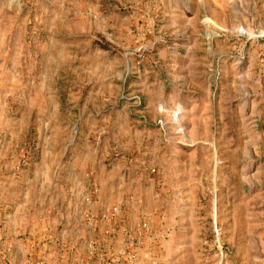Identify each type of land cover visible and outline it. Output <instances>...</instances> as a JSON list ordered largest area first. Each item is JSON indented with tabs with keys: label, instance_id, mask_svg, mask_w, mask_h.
Listing matches in <instances>:
<instances>
[{
	"label": "rangeland",
	"instance_id": "rangeland-1",
	"mask_svg": "<svg viewBox=\"0 0 264 264\" xmlns=\"http://www.w3.org/2000/svg\"><path fill=\"white\" fill-rule=\"evenodd\" d=\"M25 196L139 263L264 264V0H0V220Z\"/></svg>",
	"mask_w": 264,
	"mask_h": 264
},
{
	"label": "crops",
	"instance_id": "crops-1",
	"mask_svg": "<svg viewBox=\"0 0 264 264\" xmlns=\"http://www.w3.org/2000/svg\"><path fill=\"white\" fill-rule=\"evenodd\" d=\"M74 149L76 150V147ZM59 159L58 165H61L58 166L57 173L60 178L72 181L67 188L70 194L74 195L77 182L73 181L80 177L77 155L75 152L68 156L63 154ZM90 167L92 170V166ZM59 189L68 191L64 186ZM92 190L93 188L90 192ZM23 191L24 195L29 191L32 193V190L27 187L23 188ZM18 202H20V208L12 207L4 220H0V264H97L99 257L103 258L99 264H146L142 260L140 263L137 262L139 258L144 259L147 255L146 239L136 244L137 247L142 246L140 254L133 258L135 251L140 250L139 247L131 252L129 259L128 255L124 254V245L120 242V229L116 235L114 230L111 235L103 236L102 232L106 223L96 216H107L106 212L99 213L105 211L106 206L96 210L98 208L95 205L79 206L74 203L70 206L71 209L62 211L63 214L58 218L33 221L31 219L32 202H28L26 196L23 201ZM21 211L24 217L18 214ZM64 216L66 217L63 218ZM52 239H56L57 246L50 245ZM30 244L35 250L37 249L33 255L35 263L27 258L26 250Z\"/></svg>",
	"mask_w": 264,
	"mask_h": 264
},
{
	"label": "built area",
	"instance_id": "built-area-1",
	"mask_svg": "<svg viewBox=\"0 0 264 264\" xmlns=\"http://www.w3.org/2000/svg\"><path fill=\"white\" fill-rule=\"evenodd\" d=\"M104 221H105V223L109 222V218H108V217H104V218H103V222H104ZM111 230H112V229H106L105 232H104V233H105L104 235H105V236L111 235V233H112ZM102 241H103V240H102ZM31 253H32V252H31ZM30 256H31V255H30ZM102 260H103L102 257H99V258H98V262H99V263H100Z\"/></svg>",
	"mask_w": 264,
	"mask_h": 264
}]
</instances>
